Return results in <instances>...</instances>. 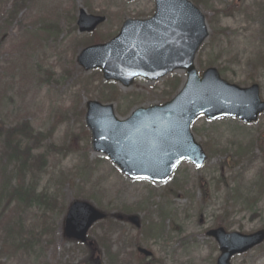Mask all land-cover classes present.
I'll return each instance as SVG.
<instances>
[{"label":"rangeland","instance_id":"1","mask_svg":"<svg viewBox=\"0 0 264 264\" xmlns=\"http://www.w3.org/2000/svg\"><path fill=\"white\" fill-rule=\"evenodd\" d=\"M199 7L210 29L196 59L200 73L214 66L230 83L257 82L264 100V0H207ZM82 8L107 20L94 33H81ZM154 8V0H0V122L11 128L28 121L45 135L32 153L46 156L41 170L25 173L37 200L0 202V264H110L103 251L64 237L66 208L76 198L110 214L130 209L142 227L160 226L164 218L153 236L130 223L108 229L102 222L89 231L100 249L98 241L111 230L115 249L134 250L137 240L154 252L153 264H216L219 251L208 230L264 228V113L253 123L200 116L191 129L206 163L198 168L185 161L166 183L130 179L84 134L88 100L113 102L124 118L137 107L171 100L185 80V72L176 71L124 87L77 61L96 39L107 42L125 20L148 18ZM32 143L22 139L21 146ZM2 146L0 140V155ZM13 177L0 171V190L7 180L17 183ZM126 255L124 262H147L137 252ZM232 263L264 264V243Z\"/></svg>","mask_w":264,"mask_h":264},{"label":"water","instance_id":"2","mask_svg":"<svg viewBox=\"0 0 264 264\" xmlns=\"http://www.w3.org/2000/svg\"><path fill=\"white\" fill-rule=\"evenodd\" d=\"M157 13L146 21L127 20L120 34L104 45L84 49L78 62L87 70L101 67L106 79L129 86L137 76L157 79L184 68L188 81L181 93L164 106L140 108L119 122L112 105L87 103L86 121L92 131L95 151L106 152L130 177L154 181L167 180L178 163L185 159L201 165L206 155L190 131L192 121L205 113L209 118L237 116L245 121L257 119L264 111L259 86L241 88L222 80L215 68L203 78L194 67L195 53L207 36L203 16L187 0H156ZM105 21L104 16L81 10L80 31L91 32ZM106 214L86 201H74L67 212L64 233L86 241L92 224ZM122 219V216H119ZM129 220L139 226V219ZM223 251L219 264H230L231 256L244 252L264 240V230L251 235L227 233L223 228L209 232ZM151 255V252L139 248Z\"/></svg>","mask_w":264,"mask_h":264},{"label":"trees","instance_id":"3","mask_svg":"<svg viewBox=\"0 0 264 264\" xmlns=\"http://www.w3.org/2000/svg\"><path fill=\"white\" fill-rule=\"evenodd\" d=\"M44 138L45 135L36 133L28 121H21L11 128H7L0 122V140L1 145H3L0 155V171L4 176L5 174H14L13 179L17 182H12V179L7 180L0 190V202H6L7 207L14 201L21 203L27 199L37 200L38 195H36L34 188L25 186V173L26 171H31L32 168L41 170L45 165V155L32 153L34 146ZM22 139L33 143L22 147ZM123 211L132 212L127 208L123 209ZM147 227L146 230L148 232L154 231L153 223L148 224Z\"/></svg>","mask_w":264,"mask_h":264}]
</instances>
